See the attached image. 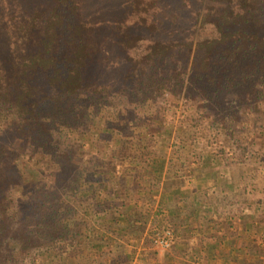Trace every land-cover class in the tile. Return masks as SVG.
<instances>
[{
    "label": "trees",
    "instance_id": "trees-1",
    "mask_svg": "<svg viewBox=\"0 0 264 264\" xmlns=\"http://www.w3.org/2000/svg\"><path fill=\"white\" fill-rule=\"evenodd\" d=\"M126 1L103 33L86 0H0V264H36L34 255L45 259L39 264H198L197 255L204 264H262L264 176L254 156L234 168L222 151L200 149L189 127H165L160 111L133 126L130 114L113 116L101 129L95 109L108 113V97L125 98V107L136 99L146 107L154 94L176 99L170 81L145 92L144 79L183 56L206 91L242 86L244 99L257 94L255 112L263 116L264 0H182V8H196L189 37L166 32L153 2ZM112 48L121 66L108 82L101 55ZM170 72L180 80L181 69ZM13 142L51 173L10 160ZM253 144L261 147V137ZM151 218L153 231L173 233L162 261L145 247L116 245L140 240ZM111 245L120 246L114 257ZM250 253L252 261L244 257Z\"/></svg>",
    "mask_w": 264,
    "mask_h": 264
},
{
    "label": "rangeland",
    "instance_id": "rangeland-1",
    "mask_svg": "<svg viewBox=\"0 0 264 264\" xmlns=\"http://www.w3.org/2000/svg\"><path fill=\"white\" fill-rule=\"evenodd\" d=\"M186 1L189 2L190 0ZM152 2L155 4L153 9L150 8L153 18L157 21H162L163 23L168 24L165 26L167 28L166 32L188 37L192 35V25L194 23L193 17L194 11L196 10L195 7L182 8V0H144V4L147 7L152 6ZM190 3L191 2H189V4ZM127 4L126 0H86L85 11L89 15V19L102 28L103 33H108L111 31L114 19L120 17L126 9ZM5 36L6 35H4V37ZM112 50L114 49H108L107 52L101 55V57L107 59V61H105L100 67L103 73L102 75L108 82H112L113 79L118 77L121 66L120 59ZM173 61V63L169 61L164 63L162 68L157 67L154 75L150 73L149 77L144 79V91L146 92L147 89L149 92L154 85L156 86L157 84L170 81L173 83L174 89H176L178 96L176 99L167 93L163 96L154 94L151 96V98H153L151 100L152 102H148L146 107L140 104L141 102L139 99H136L134 107H125V98L114 96H112L114 98L108 97L103 101L104 103H110V110L108 113H106L105 110L102 111L98 108L95 109V112L98 111L96 119L99 120V126L101 129H105L110 125L113 116L121 119L120 117L122 115L128 116L130 114V116H128L130 119L129 124L133 126V124L137 122L141 123L145 120L148 114L150 115L153 114L154 111H160L165 115L163 120L165 127H171L173 131H176L179 126H182L184 129L189 127L192 133L195 134L200 149L209 150L212 153L222 151V155H224L228 163H230V166L234 168L235 166H238L243 170L249 163V158L247 157H251V155L254 156L264 176V114L263 116L257 115L255 112L254 107L259 103L257 94L248 101L244 99L245 96L242 93L243 87L236 86L230 82L224 84L225 89L223 92L217 93L214 88H211L210 91H206L205 87H207V85L204 84V88H202L201 84L198 83L193 76L191 58L178 56ZM182 64L183 68H181ZM175 69H181L182 71L181 78L176 83L171 80L172 74L170 72ZM154 76L156 77L155 81ZM246 91H248V89H246ZM84 105H86V102ZM77 108L80 109L79 107ZM192 124H194L195 127L191 126ZM5 126L6 122L0 116V134L5 131ZM225 126L232 128L233 136H230L231 133L226 134L222 130ZM261 130L263 131V136L258 135L260 134L259 132H262ZM175 134H177V132H175ZM93 135V138H95L99 135V132L94 131ZM173 135L172 137H174ZM260 137L261 147L253 144L254 140H259ZM113 145L114 144L110 142V148H112ZM251 145L255 146L252 150H250L249 147ZM22 147L24 146L21 142H18L17 144L16 142H13L7 146V149L11 151L9 159L21 166L22 169L23 165H26L31 168L32 171H35V173L41 174L42 170L40 169L43 167L47 174L51 173V165H45V163L35 164L36 159L32 158L31 155L33 153H27ZM85 149L88 150V145H85ZM170 151V148H168V156L170 155ZM247 151H251V153H248ZM254 152L258 154L257 157H255ZM87 158H89L88 155L85 156V159ZM192 165L193 164L190 163V166ZM122 170L123 167L120 165L116 166L117 173L120 174ZM250 184L252 188L255 185L253 182ZM204 187L209 188V184H205ZM210 200L212 199L210 198ZM247 208L248 209H244L245 213L250 209L249 207ZM215 214L217 215L218 213ZM155 222L156 221L151 218L150 222L143 227V234L141 235L140 240H128L124 238V240H119L116 245L129 243L127 246L132 247L137 251H141L145 247L149 251L158 253L159 259L162 261L163 256L169 253L171 247L162 250L155 246L153 242L154 235L164 231L162 229L153 231L155 230ZM151 231H153V233H150ZM194 242L195 238L189 239L190 246H192ZM116 245H111L112 250H110V257H114L118 252L113 251V249L116 251L120 247ZM115 246L117 247L116 249ZM247 256L248 255H245L244 257L249 259V261H252L253 256L257 255L250 253L249 256ZM197 257V263L204 264L203 261H201L202 255H197ZM177 259V264H181V259ZM41 260L45 259L34 255V261L36 264H39ZM261 260L262 264H264V259L261 258ZM231 264H246V262L244 259L240 258V260L232 261Z\"/></svg>",
    "mask_w": 264,
    "mask_h": 264
},
{
    "label": "built area",
    "instance_id": "built-area-1",
    "mask_svg": "<svg viewBox=\"0 0 264 264\" xmlns=\"http://www.w3.org/2000/svg\"><path fill=\"white\" fill-rule=\"evenodd\" d=\"M153 242L156 247L162 250L169 249L174 242L173 233L168 229L161 233H156L153 237Z\"/></svg>",
    "mask_w": 264,
    "mask_h": 264
},
{
    "label": "crops",
    "instance_id": "crops-1",
    "mask_svg": "<svg viewBox=\"0 0 264 264\" xmlns=\"http://www.w3.org/2000/svg\"><path fill=\"white\" fill-rule=\"evenodd\" d=\"M214 218H215L216 220L221 221V220L224 219V214H222V213H218L217 215L214 214ZM224 220H225V219H224Z\"/></svg>",
    "mask_w": 264,
    "mask_h": 264
}]
</instances>
